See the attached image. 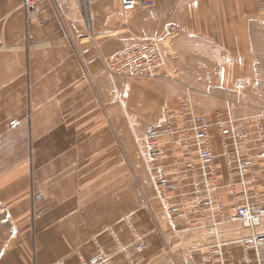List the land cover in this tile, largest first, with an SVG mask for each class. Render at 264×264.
<instances>
[{
	"label": "crops",
	"instance_id": "0c3cea01",
	"mask_svg": "<svg viewBox=\"0 0 264 264\" xmlns=\"http://www.w3.org/2000/svg\"><path fill=\"white\" fill-rule=\"evenodd\" d=\"M23 1L0 0V264H80L133 229L148 235L135 264H205L201 236L164 219L128 122L143 132L174 100L162 82L107 74L129 41L151 38L139 26L163 36V21L135 20L120 0H37L29 23Z\"/></svg>",
	"mask_w": 264,
	"mask_h": 264
},
{
	"label": "built area",
	"instance_id": "2783aa9c",
	"mask_svg": "<svg viewBox=\"0 0 264 264\" xmlns=\"http://www.w3.org/2000/svg\"><path fill=\"white\" fill-rule=\"evenodd\" d=\"M120 5L128 14L140 6L153 8L156 0H120ZM23 8L29 23L37 20V0H24ZM167 63L163 40L141 39L108 59L107 74L155 80ZM246 87L247 81L237 78L234 96L208 114L198 111L187 88V96L143 132L140 119L128 116L164 219L177 233L201 236L197 247L206 252L205 264H264V232L259 231L264 225V111H244ZM19 125L10 122L12 129ZM133 234V242L114 254L101 249L89 259L79 256L80 264H112L120 254L135 264L131 250L146 252L148 235L134 229Z\"/></svg>",
	"mask_w": 264,
	"mask_h": 264
},
{
	"label": "rangeland",
	"instance_id": "374dc122",
	"mask_svg": "<svg viewBox=\"0 0 264 264\" xmlns=\"http://www.w3.org/2000/svg\"><path fill=\"white\" fill-rule=\"evenodd\" d=\"M135 15V20L163 21V36L153 35L158 25L139 28L163 40L168 63L155 80L125 81L162 82L157 90L174 100L172 108L191 88L198 111L208 114L234 96L233 84L243 78L244 111H264V0H156L155 7L140 6Z\"/></svg>",
	"mask_w": 264,
	"mask_h": 264
}]
</instances>
